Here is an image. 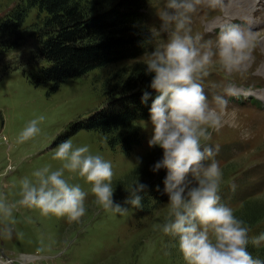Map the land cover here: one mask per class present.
Listing matches in <instances>:
<instances>
[{
    "label": "rangeland",
    "instance_id": "rangeland-1",
    "mask_svg": "<svg viewBox=\"0 0 264 264\" xmlns=\"http://www.w3.org/2000/svg\"><path fill=\"white\" fill-rule=\"evenodd\" d=\"M20 1L0 0V21ZM165 3L149 0L144 9V25L158 35L143 53L68 77L49 92V83L34 85L29 73L42 61L35 55V48L45 12L34 5L27 9L22 37L0 52V197L16 202L23 178H33L32 173L45 166L60 169L63 162L53 159L54 151L62 141L71 139L73 147L86 145L88 154L111 162L114 200L123 204L128 196L125 187L134 181V168L142 172L155 162V155L147 156L153 148L148 146L153 134L150 117L134 121L143 138L128 153L119 146L112 148L98 129L80 128L64 140L54 141L70 121L102 105L109 93L118 90L128 70L144 63L153 47L168 38L160 31L158 18ZM189 15L188 27L201 43L214 46L225 25L251 28L255 37L256 46L239 70L226 71L213 64L200 81L209 101L214 96L227 101L222 127L212 133L209 143L223 171L220 191L227 190V196L222 204L234 213L246 196L264 202V0H221L215 8L202 3ZM41 115L45 119L38 125L40 132L19 142L29 121ZM64 178L80 185L86 194L87 211L81 221L69 222L66 216L43 215L39 209L18 205L11 217L0 216V264H187L178 237L164 234L160 227L167 216L168 198L141 213L129 206L124 215L114 214L95 205L92 185L78 174L65 170ZM248 229L253 239L264 234L255 224Z\"/></svg>",
    "mask_w": 264,
    "mask_h": 264
},
{
    "label": "clouds",
    "instance_id": "clouds-1",
    "mask_svg": "<svg viewBox=\"0 0 264 264\" xmlns=\"http://www.w3.org/2000/svg\"><path fill=\"white\" fill-rule=\"evenodd\" d=\"M202 3L215 8L221 0H166L158 18L160 31L168 38L154 46L144 62L145 74H154L149 87L156 93L149 108L153 134L148 146L163 150L162 158L151 170H167L163 192L168 196V212L160 227L164 234L178 237L187 264H264L247 250L249 229L244 221L234 215L231 207L219 203L223 171L209 141L212 133L222 127L227 101L222 96L209 101L200 82L213 64L226 71L239 70L256 46L255 37L251 28L225 25L214 46L211 42L201 43L199 36L191 34L188 23L189 14ZM156 35L151 32V39ZM150 95L145 91L142 103ZM44 119L41 115L30 120L19 142L37 135ZM88 153L86 145L73 147L71 139L62 141L53 155V159L63 162L62 167L51 170L45 166L34 171L33 178H23L18 201L9 203L0 197V216L11 217L20 205L39 209L43 215L66 216L69 222H80L87 211L86 194L80 185L64 178L65 170L92 185L94 203L99 208L120 215L129 206L142 210L148 185L137 177L125 187L128 196L123 204L115 202L111 162ZM260 240L264 235L253 243L258 245Z\"/></svg>",
    "mask_w": 264,
    "mask_h": 264
},
{
    "label": "trees",
    "instance_id": "trees-1",
    "mask_svg": "<svg viewBox=\"0 0 264 264\" xmlns=\"http://www.w3.org/2000/svg\"><path fill=\"white\" fill-rule=\"evenodd\" d=\"M148 3L149 0H22L0 21V52L14 46L22 37L21 25L29 7L34 5L44 11L35 48V55L42 61L29 73L34 85L49 83V92L68 77L143 53L151 40V33L144 25V9ZM145 68L144 63L134 64L118 83L116 92L107 94L105 102L87 116L70 121L63 135L54 142L87 128L102 131L112 148L119 146L125 153L140 144L143 132L134 121L150 117L149 108L156 95L149 87L154 74L146 75ZM145 91L151 95L142 103ZM158 147L147 154L148 157L155 155V162L163 155ZM138 170L135 167L131 172L133 179L138 172L140 182L148 185V191L143 194V209L137 210L141 213L168 198L163 192L167 170L153 172L151 167L142 172ZM226 192L219 191L220 204L226 200ZM228 192L232 194L233 188ZM256 201L244 197L234 215L247 228L255 224L264 233V202ZM248 240L247 250L264 260V244H254L250 233Z\"/></svg>",
    "mask_w": 264,
    "mask_h": 264
},
{
    "label": "water",
    "instance_id": "water-1",
    "mask_svg": "<svg viewBox=\"0 0 264 264\" xmlns=\"http://www.w3.org/2000/svg\"><path fill=\"white\" fill-rule=\"evenodd\" d=\"M6 257H8V256H6Z\"/></svg>",
    "mask_w": 264,
    "mask_h": 264
}]
</instances>
